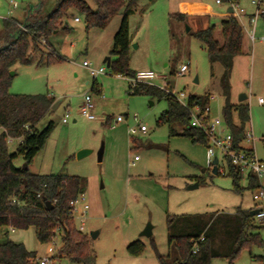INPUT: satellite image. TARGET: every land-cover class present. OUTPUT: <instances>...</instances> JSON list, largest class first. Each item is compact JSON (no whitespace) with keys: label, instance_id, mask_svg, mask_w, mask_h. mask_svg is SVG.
Instances as JSON below:
<instances>
[{"label":"rangeland","instance_id":"rangeland-1","mask_svg":"<svg viewBox=\"0 0 264 264\" xmlns=\"http://www.w3.org/2000/svg\"><path fill=\"white\" fill-rule=\"evenodd\" d=\"M0 0V29L3 20L24 21L34 11H53L57 0ZM95 10L91 0H83ZM217 1L220 3L218 4ZM237 5L234 17L243 33L242 52L233 60L229 76V103L239 104L246 96L249 120L245 132L252 133L256 157L264 161V0H231ZM259 5V7L257 6ZM229 0H140L129 17L130 46L128 50L131 72L153 71L165 78L166 88L187 96L213 95L209 102L211 116L223 121L220 64H209L203 45L195 33L214 30V39L222 43L221 23L227 19ZM256 17L254 22L250 19ZM77 18L79 22H74ZM121 22V13L114 16L103 30L85 31L82 14L71 10L66 19L69 33L58 32L50 38L51 49L29 51L27 65L15 63L9 92L13 95H51L58 103L37 128L52 123L53 130L44 147L33 158L28 170L33 175H66L82 181L84 201L76 205L74 225H83V235L89 240L94 264H158L155 251L168 264L176 259L174 244L168 243V234L200 230L212 239L216 256L210 264H229L231 255L239 249L236 232L246 212L256 203L249 181H239L240 193H235L228 176L227 163L221 162L224 174L213 175L209 166L207 148L193 144L182 137L184 126L158 124L167 108L164 99L147 94H133L131 78L115 75L104 64L111 58L113 37ZM253 31V40L249 32ZM60 57L53 64L48 59ZM91 69L104 68L105 73L92 78L82 62ZM186 65L184 75H176ZM197 79V83L194 80ZM95 82L98 90H92ZM154 86L163 85L162 79ZM88 95L93 104L94 120L80 114L83 97ZM259 99L262 103H259ZM121 117V123H115ZM65 119L66 123H62ZM109 119V125H104ZM146 127L145 134L129 135L128 129L137 125ZM235 123V122H234ZM236 123H238L236 121ZM18 142L8 145L15 152ZM103 147L102 160L97 161ZM81 151H89L78 159ZM134 156L139 159L130 166ZM220 161L221 158L219 155ZM17 167L23 162L18 159ZM198 184L189 190L188 187ZM88 209L83 212L82 207ZM168 216H176L174 225H167ZM254 227L247 234H259L264 244V224L251 217ZM147 225L152 236L141 233ZM92 233H97L95 238ZM8 238L23 244L41 257H52L53 264H73L67 258L54 254L59 237L40 244L32 227L26 230L3 228L0 243ZM140 241L144 253L133 257L127 247ZM263 248L243 247L233 264H260Z\"/></svg>","mask_w":264,"mask_h":264},{"label":"trees","instance_id":"trees-1","mask_svg":"<svg viewBox=\"0 0 264 264\" xmlns=\"http://www.w3.org/2000/svg\"><path fill=\"white\" fill-rule=\"evenodd\" d=\"M95 10L83 0H57L53 11L43 13L35 10L24 21L3 20L0 30V230L10 228L26 230L34 228L35 238L40 244H47L53 237H59L57 256L67 258L73 264H94V257L89 248L86 235L77 231L72 217L70 203L82 194V181L78 177L66 175H33L28 169L17 167L15 162L20 159L30 166L36 154L42 150L50 136L52 123L39 130L37 126L52 109L55 100L50 95H13L9 92L12 77L11 69L15 63L27 65L30 62L29 51H39L41 46L52 50L50 38L58 32L69 33L71 29L66 24L68 13L75 10L84 17L85 31L103 30L108 22L121 13L120 26L113 37L111 56L116 58L110 62V70L115 75L134 78L135 73L129 69L128 50L130 46L129 17L133 15L140 0H91ZM153 2L155 0H148ZM222 43L214 39L213 28L195 33V38L203 45L209 64L218 63L223 68L220 77L222 96L225 98L222 108L223 121L232 135L234 148L243 140L244 127L249 120V109L245 104L231 105L229 103V76L233 60L242 52L243 33L234 14H227V19L221 23ZM60 60L56 56L48 59L47 64ZM92 90H98L95 82ZM133 94H147L151 97L164 99L166 110L160 116L158 124L169 125V133L174 136L173 124L184 126L182 137L193 144L207 145L204 136L188 123L186 111L173 99L167 97L159 89L146 84H138L132 89ZM191 101H197L201 106L207 102L205 96H191ZM234 118L238 121L235 125ZM104 125H109L106 119ZM18 142L13 153H9L8 145ZM228 176L232 179V189L240 193L239 181L243 178L241 172L227 163ZM218 175V174H217ZM248 189L253 191L258 186L255 177H247ZM49 202L51 209L45 205ZM250 211H238L244 215L236 232L239 249L230 257L229 264L243 247L253 246L263 248L264 244L259 234H247L251 224ZM176 216H168L167 225H174ZM196 232H177L168 234V243L174 244L176 259L172 264H210L216 256L212 249V239L200 230ZM202 239V241H200ZM197 242V251L192 254L193 243ZM153 250L158 264H168L166 258ZM145 246L136 241L127 247V252L133 257L144 253ZM36 255L29 252L23 244H17L6 238L0 243V264H35ZM264 264V257L258 259Z\"/></svg>","mask_w":264,"mask_h":264},{"label":"built area","instance_id":"built-area-1","mask_svg":"<svg viewBox=\"0 0 264 264\" xmlns=\"http://www.w3.org/2000/svg\"><path fill=\"white\" fill-rule=\"evenodd\" d=\"M13 7H16V4L13 0H7ZM230 8L233 13L236 11L237 5L233 4L231 0ZM219 4L220 2L217 1ZM259 7V5H257ZM256 17L250 19V22H254ZM74 22H79L77 18L74 19ZM249 38L253 40V31L249 32ZM264 40V39H263ZM82 66L86 68L89 72V75L92 78L97 77L98 75H102L105 73L104 68H99L97 70L91 69L90 64L88 62H83ZM188 71V67L186 65H182L179 67L176 75H184ZM157 79H162L163 85L160 87L154 86V81ZM165 78L163 76H159L155 74L153 71H138L135 73L133 79H131V87L132 89L136 87V85L142 83L149 86H153L159 89L163 94L167 97L173 99L180 107H182L187 115H188V123L191 128L197 129L205 138L207 145V156L209 157V166L213 168L212 162L214 159L217 160L216 163V172L217 174H224L223 168L220 166V163L226 162L231 164L233 167L237 168L243 177H248L249 175L255 177L258 181V186L252 191V199L256 203L253 207V210H256L255 219L264 224V161L259 160L254 152L251 144L254 143V138L252 133L244 132L243 140L238 144L237 148L233 146V138L230 132L228 131L224 121H221L218 118H214L211 116V110L209 107V102L214 100V96L209 94L207 95V102L204 106H201L197 101H191L190 97L187 96L183 92H176L173 89L166 88L164 85ZM259 103H262V100L259 99ZM93 104L91 103V99L88 95L83 97V104L80 108V114L84 116L87 120H94V116L92 114ZM123 120L121 117L116 118L115 123H121ZM62 123H66V120L63 119ZM147 129L145 126L137 123L134 127L128 129L127 133L129 135H135L136 133L145 134ZM220 156L221 161L219 157ZM138 157L134 156L132 162H130V166H133L135 162L138 161ZM83 195H79L75 201L70 203V207L72 209V217L75 219L76 205L83 202ZM88 209L86 205H83L82 211L85 212ZM77 231H83V225L76 228ZM202 241V239H200ZM57 250V249H56ZM56 250L54 252L56 254ZM197 251V242L193 243L192 254H195ZM36 264H53V258L50 257H41L38 259Z\"/></svg>","mask_w":264,"mask_h":264},{"label":"water","instance_id":"water-1","mask_svg":"<svg viewBox=\"0 0 264 264\" xmlns=\"http://www.w3.org/2000/svg\"><path fill=\"white\" fill-rule=\"evenodd\" d=\"M232 12H233L232 9H228V14H230ZM104 64L106 65L107 68L110 67V58L109 57L104 60ZM10 75L13 76V72H10ZM194 82L197 83V79H195ZM244 100H246V96L243 95V96L239 97V102H242ZM57 105H58V103H55L52 106V109H55L57 107ZM102 152H103V147H101L100 150H99V152H98V155H97V161L98 162H101V160H102ZM89 153H90L89 151H81V152L78 153L77 158L80 159V158L86 156ZM216 163H217V160L214 159L213 162H212V165H213L212 174L213 175H217V172H216ZM22 168L24 170L28 169L26 164H23L22 165ZM197 187H198V184H194V185L188 187V189L189 190H193V189H196ZM45 205H46V207L48 209H51L52 208L49 202H46ZM256 212H257L256 210L250 211L249 212V216L250 217H254L255 214H256ZM96 235H97V233H92L91 234V237L92 238H95ZM141 236L142 237H145V238H150L152 236V227L150 225H147L145 227V229L143 230V232L141 233ZM263 257H264V247H263Z\"/></svg>","mask_w":264,"mask_h":264},{"label":"crops","instance_id":"crops-1","mask_svg":"<svg viewBox=\"0 0 264 264\" xmlns=\"http://www.w3.org/2000/svg\"><path fill=\"white\" fill-rule=\"evenodd\" d=\"M229 9H231V8H229ZM227 13H228V10H227ZM233 13V12H232ZM234 14V13H233ZM236 17V16H235ZM1 30V29H0ZM116 58H114L113 57V59H111L110 58V62L111 61H113V60H115ZM84 62H87V61H84ZM83 63V62H82ZM134 73H136V72H134ZM208 95V94H207ZM51 96V95H50ZM52 97V96H51ZM53 98V97H52ZM54 99V98H53ZM55 100V99H54ZM55 104V103H54ZM239 104H243V101L242 102H239ZM234 105H236V104H234ZM236 118H234V122H235V125H238V123H236ZM238 122V121H237ZM245 131V130H244ZM253 209H249V211H252ZM33 230H34V228H33ZM34 233H35V231H34ZM27 249V248H26ZM28 250V249H27ZM29 251V250H28ZM29 252H31V251H29ZM34 253V252H33ZM36 255V254H35Z\"/></svg>","mask_w":264,"mask_h":264}]
</instances>
